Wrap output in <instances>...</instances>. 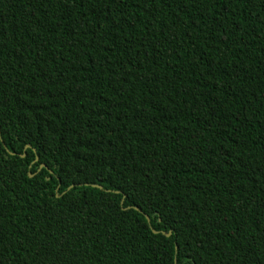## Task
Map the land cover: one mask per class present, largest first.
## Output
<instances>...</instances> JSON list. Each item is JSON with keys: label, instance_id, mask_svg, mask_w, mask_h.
I'll list each match as a JSON object with an SVG mask.
<instances>
[{"label": "trees", "instance_id": "trees-1", "mask_svg": "<svg viewBox=\"0 0 264 264\" xmlns=\"http://www.w3.org/2000/svg\"><path fill=\"white\" fill-rule=\"evenodd\" d=\"M0 264H264V0H0Z\"/></svg>", "mask_w": 264, "mask_h": 264}, {"label": "water", "instance_id": "water-1", "mask_svg": "<svg viewBox=\"0 0 264 264\" xmlns=\"http://www.w3.org/2000/svg\"><path fill=\"white\" fill-rule=\"evenodd\" d=\"M148 220H149V218H148ZM164 234H166L168 237L171 235V232H169V233H164Z\"/></svg>", "mask_w": 264, "mask_h": 264}]
</instances>
